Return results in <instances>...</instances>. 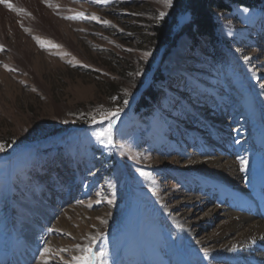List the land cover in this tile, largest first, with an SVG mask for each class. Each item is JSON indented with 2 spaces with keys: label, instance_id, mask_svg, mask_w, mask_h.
Returning a JSON list of instances; mask_svg holds the SVG:
<instances>
[{
  "label": "rangeland",
  "instance_id": "1",
  "mask_svg": "<svg viewBox=\"0 0 264 264\" xmlns=\"http://www.w3.org/2000/svg\"><path fill=\"white\" fill-rule=\"evenodd\" d=\"M175 1L0 0V264H73L77 245L95 264H236L204 238L223 229L214 209L241 215L264 187V13L234 6L216 41L157 45L156 27L181 25ZM101 106L119 114L92 123ZM216 159L238 186L205 169Z\"/></svg>",
  "mask_w": 264,
  "mask_h": 264
},
{
  "label": "bare ground",
  "instance_id": "2",
  "mask_svg": "<svg viewBox=\"0 0 264 264\" xmlns=\"http://www.w3.org/2000/svg\"><path fill=\"white\" fill-rule=\"evenodd\" d=\"M202 163L205 164L206 170L212 171L216 176H220V179L223 180V182L225 181V183L227 182L230 187L238 186V180L235 179L237 167L230 160L223 161L222 159H216L210 160L206 163ZM202 163L200 162L196 164L202 165ZM230 187L224 189L223 196L226 194L225 192L230 191ZM256 194H259V192L255 190V192L247 191L246 195L240 194V196L244 200H248L250 197H255ZM245 209L248 210L249 213L245 212L241 215L236 213L220 214L219 210L214 209L217 216H223L225 218V223L222 225L223 229L219 236L215 238L206 237L204 238V241L206 242L207 240L211 239L210 242H213L215 244L212 249H214V254H216L217 257H230V260L234 261L236 264H263V262H261L264 258L263 254H260V256L256 257L255 259L247 257L251 256L252 254H255L257 251L263 250L259 248V245L264 244V222L257 221V218L260 216V213L258 214L256 213V211L249 209V205L245 207ZM180 225L184 230L190 232L189 227L192 226L193 223L184 221ZM36 228L37 226H28L25 232L27 242H29V244L33 246L40 245V241L44 236V232H37L38 230ZM195 232L191 233L196 234ZM228 234H235L234 240H226L228 239ZM218 244L220 245L219 248H217ZM239 253H241L240 256L242 258H239L237 260L233 256ZM9 259L10 258L6 260V263H8Z\"/></svg>",
  "mask_w": 264,
  "mask_h": 264
},
{
  "label": "trees",
  "instance_id": "3",
  "mask_svg": "<svg viewBox=\"0 0 264 264\" xmlns=\"http://www.w3.org/2000/svg\"><path fill=\"white\" fill-rule=\"evenodd\" d=\"M234 6L264 13V0H176L171 16L177 18L183 15L180 17L181 25L178 27L175 22L166 27H156L153 39L158 45L165 39H170L176 32L184 31L196 45L203 39L214 42L217 40L216 13L231 12ZM206 49L210 53L211 46H206ZM147 96L155 98L151 89L147 91Z\"/></svg>",
  "mask_w": 264,
  "mask_h": 264
},
{
  "label": "snow or ice",
  "instance_id": "4",
  "mask_svg": "<svg viewBox=\"0 0 264 264\" xmlns=\"http://www.w3.org/2000/svg\"><path fill=\"white\" fill-rule=\"evenodd\" d=\"M96 2L106 3L107 0H96ZM159 2L162 3L164 5V7H166V8L172 6V0H159ZM6 6L10 9H13L14 11L17 10V9L13 8L12 4H7ZM49 6H51V5H49ZM18 11H24V10L19 9ZM29 15H30V13H29ZM164 15H165V13L161 12L158 19H163ZM92 18L96 19L95 16H93ZM105 23H107V22H105ZM25 30L27 31V29H25ZM34 39H36L37 43H39L42 47L44 46L45 42L42 41L39 37H34ZM53 46L59 47L58 45H53ZM0 50H2V48H0ZM147 55H148V53H145V56H147ZM244 58L246 60L249 59V57H247V56ZM5 67L7 68L8 66L5 65ZM14 70L15 69H9V71H14ZM125 103H127V101H125ZM119 111H120V109H116L115 111L104 110L103 106H101V108L98 112V114L102 117L101 121H97L95 115L91 116V121H92V123H97V122L102 123L103 120H106L111 116L118 115ZM94 135L97 138V140H99L101 143L107 142L108 144H111L112 143V124H111V122H109L107 128L102 129L101 131L95 132ZM3 149H4V145L0 144V151H3ZM240 164H241V169L243 170L247 164V161L245 159H241ZM140 175L141 176H148L149 173L144 172V171H140ZM109 203H112V201L109 200ZM101 222L105 223L106 221H101ZM90 240L94 241L95 237H91ZM76 248L81 253V255L72 257L73 264H95V258L96 257L92 253L90 245H85V246L77 245ZM49 251H50V249L45 248V253H47ZM99 255L103 256L104 254L100 253ZM45 264H47V262H45Z\"/></svg>",
  "mask_w": 264,
  "mask_h": 264
}]
</instances>
